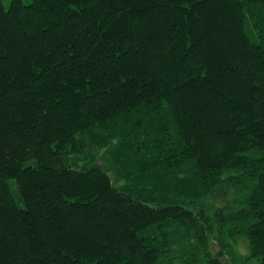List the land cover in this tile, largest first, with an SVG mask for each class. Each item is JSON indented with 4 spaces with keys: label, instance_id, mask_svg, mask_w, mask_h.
Instances as JSON below:
<instances>
[{
    "label": "trees",
    "instance_id": "1",
    "mask_svg": "<svg viewBox=\"0 0 264 264\" xmlns=\"http://www.w3.org/2000/svg\"><path fill=\"white\" fill-rule=\"evenodd\" d=\"M225 257L264 264V0H0V264Z\"/></svg>",
    "mask_w": 264,
    "mask_h": 264
},
{
    "label": "rangeland",
    "instance_id": "2",
    "mask_svg": "<svg viewBox=\"0 0 264 264\" xmlns=\"http://www.w3.org/2000/svg\"><path fill=\"white\" fill-rule=\"evenodd\" d=\"M3 1H4V4H5L6 7H10V5L12 3V0H3ZM23 2L25 4H31L32 3V0H23ZM13 191L16 194V196L19 197L18 189H17V187H16L15 184L13 185ZM210 243H211V248H212V250H210V252H211V254L216 255L217 252L220 250V246L216 244L213 236H212V239H211ZM208 252H209V250H208ZM241 252L244 253L245 252V249L243 248ZM221 260H222V262L224 264H229L228 263L229 262V257L222 258Z\"/></svg>",
    "mask_w": 264,
    "mask_h": 264
}]
</instances>
